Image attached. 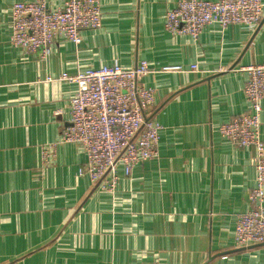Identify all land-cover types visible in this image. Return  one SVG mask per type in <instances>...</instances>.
Instances as JSON below:
<instances>
[{"label":"crops","instance_id":"obj_1","mask_svg":"<svg viewBox=\"0 0 264 264\" xmlns=\"http://www.w3.org/2000/svg\"><path fill=\"white\" fill-rule=\"evenodd\" d=\"M25 1L36 0H0V264H264V245H235L256 151L218 131L249 112L242 69L264 65V17L195 40L165 29L181 0H101L102 27L79 45L57 39L42 59L11 44V10ZM141 61L189 71L142 80L156 93L147 115L163 128L159 157L121 168L111 194L81 174L83 149L61 142L77 84L60 77Z\"/></svg>","mask_w":264,"mask_h":264},{"label":"built area","instance_id":"obj_2","mask_svg":"<svg viewBox=\"0 0 264 264\" xmlns=\"http://www.w3.org/2000/svg\"><path fill=\"white\" fill-rule=\"evenodd\" d=\"M11 15V44L42 59H47L57 39L79 45L82 31L102 27L101 0H66L62 7L54 9L47 0L18 2ZM263 17V0H181L167 13L165 29L196 40L207 26L227 29L239 25L254 30ZM242 70L248 75L244 91L249 112L218 129L236 147L256 151V186L249 196L250 210L238 218L235 231L239 249L264 243V65ZM187 71L178 65L152 68L147 61H141L134 68L102 66L60 77L77 84V92L70 100L71 124L63 131L61 142L83 149L86 163L81 174L88 176L95 187L114 194L121 168L129 176L138 165L158 159L163 128L147 115L156 93L142 80L150 74ZM190 71H197V67L192 66ZM47 80L55 81L51 77Z\"/></svg>","mask_w":264,"mask_h":264},{"label":"water","instance_id":"obj_3","mask_svg":"<svg viewBox=\"0 0 264 264\" xmlns=\"http://www.w3.org/2000/svg\"><path fill=\"white\" fill-rule=\"evenodd\" d=\"M261 245H264V243L260 244V245L251 246V247H248V248H253V247H257V246H261Z\"/></svg>","mask_w":264,"mask_h":264}]
</instances>
